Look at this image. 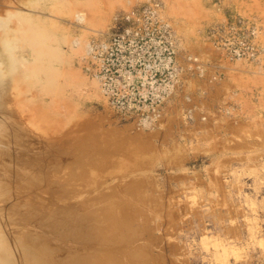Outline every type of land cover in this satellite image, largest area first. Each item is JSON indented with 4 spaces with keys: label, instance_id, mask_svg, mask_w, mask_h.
<instances>
[{
    "label": "rangeland",
    "instance_id": "1",
    "mask_svg": "<svg viewBox=\"0 0 264 264\" xmlns=\"http://www.w3.org/2000/svg\"><path fill=\"white\" fill-rule=\"evenodd\" d=\"M27 2L0 0V25L49 12L52 115L28 121L1 82L6 264H264V0ZM132 8L116 108L96 49Z\"/></svg>",
    "mask_w": 264,
    "mask_h": 264
},
{
    "label": "bare ground",
    "instance_id": "2",
    "mask_svg": "<svg viewBox=\"0 0 264 264\" xmlns=\"http://www.w3.org/2000/svg\"><path fill=\"white\" fill-rule=\"evenodd\" d=\"M29 1V0H28ZM35 1V0H32ZM27 2V0H26ZM143 2V1H142ZM149 2V1H148ZM28 3V2H27ZM150 3V2H149ZM25 4V3H24ZM170 4V3H169ZM35 5V4H34ZM149 5V4H147ZM146 5V6H147ZM151 5V4H150ZM165 5V4H164ZM28 6V5H26ZM153 6V5H152ZM150 6V7H152ZM157 6V4H156ZM139 7V6H138ZM142 7V6H141ZM148 7V6H147ZM164 7V6H163ZM26 8V7H25ZM29 8V7H28ZM130 8V7H129ZM143 8V7H142ZM145 8V7H144ZM153 8V7H152ZM160 8V6H159ZM162 8V6H161ZM165 8V7H164ZM133 9V8H132ZM158 9V8H157ZM154 9V10H157ZM30 14H24V15H19L17 14V22L13 23V26H7L8 23H4V25H0V44L2 47V50L4 49V51L1 52L0 50V85L2 86V81L7 77L10 78L11 81H9V85L11 84L10 90H9V102L10 104H15L17 107L21 106L24 104V102L27 101V103H29L30 110L29 112L26 114L27 115V119L28 121L34 123L36 120H38L40 117H42L44 115V111H42L41 109H45V112H48L47 116L52 115V97H51V85H52V77H53V71L55 69V60H54V56H53V50H52V44L50 42V37L48 34L49 28L51 25H47V22H42V19H48L49 17V12L45 15V17H43L42 19H40L41 17H38L35 15L34 10H30L27 9ZM152 10V9H151ZM160 10V9H158ZM162 10V9H161ZM50 11V10H49ZM148 11V10H147ZM153 12V11H152ZM156 12V11H155ZM160 12V11H159ZM130 13V12H128ZM154 13V12H153ZM144 14V13H143ZM157 14V13H156ZM155 14V15H156ZM161 14V13H160ZM137 15V14H136ZM141 15V13H140ZM50 16H51V12H50ZM127 16V15H126ZM139 16V15H138ZM167 16V15H166ZM144 17V16H143ZM148 17V16H147ZM156 17V16H155ZM165 17V16H164ZM250 17V16H249ZM51 18V17H50ZM54 18V17H53ZM76 19L81 20L82 18L78 15V17H76ZM97 19V18H96ZM106 19V18H105ZM135 19V18H134ZM145 19V18H144ZM167 19V18H166ZM247 19V18H246ZM249 19V18H248ZM247 19V20H248ZM146 20V19H145ZM153 20V19H152ZM168 20V19H167ZM250 21H252L251 19H249ZM46 21V20H45ZM137 21V20H136ZM135 21V22H136ZM144 21V20H143ZM50 22V20H49ZM161 22V21H160ZM222 22V21H221ZM51 23V22H50ZM147 23V22H146ZM223 23V22H222ZM246 23V22H245ZM49 24V23H48ZM115 24V23H114ZM143 24V23H142ZM169 24V23H168ZM226 24V23H224ZM223 24V25H224ZM256 26H260L258 21H255L254 23ZM47 25V26H46ZM141 25V23H140ZM227 25V24H226ZM49 26V27H48ZM112 26V25H111ZM110 26V27H111ZM160 25H158L159 27ZM166 26V25H165ZM48 29H47V28ZM81 27V26H80ZM114 27V25H113ZM146 27V26H145ZM148 27V25H147ZM162 27V26H161ZM164 27V26H163ZM223 27V26H222ZM46 28V29H45ZM139 28V27H138ZM173 28V27H172ZM237 28V27H236ZM114 29V28H113ZM48 30V31H47ZM174 30V29H173ZM252 30V29H251ZM112 31V30H111ZM169 31V30H168ZM220 31V30H219ZM218 31V33H219ZM222 31V30H221ZM242 31V29H241ZM240 31V32H241ZM261 28L260 30L257 32L256 36H255V42L257 43L258 47L262 50L264 48L263 45H261L258 42V38L260 37V35L262 34ZM50 32V31H49ZM102 32V31H101ZM253 33V32H252ZM102 34V33H101ZM108 34L109 31H108ZM221 35V34H220ZM108 36V35H107ZM108 38V37H107ZM253 38V37H252ZM214 39V38H213ZM212 39V40H213ZM213 42V41H212ZM218 42V41H217ZM74 43V42H73ZM16 44V46L14 45ZM14 45V46H13ZM103 45V44H102ZM248 46V45H247ZM0 47V48H1ZM221 47V46H220ZM263 47V48H262ZM223 48V46H222ZM220 49V48H219ZM19 53L18 55H16V51ZM89 50V47H88ZM223 50V49H222ZM14 52V53H13ZM235 52V51H234ZM214 53V51H213ZM176 54V52H175ZM220 54V52L218 53ZM227 54V53H226ZM179 55V54H178ZM215 57V54H213ZM221 55V54H220ZM231 55V54H230ZM248 55V54H247ZM196 56V55H195ZM258 56V55H257ZM256 56V57H257ZM185 57V56H184ZM217 57V56H216ZM230 57V56H229ZM228 57V58H229ZM261 57V56H260ZM91 58V57H90ZM186 58V57H185ZM195 58V57H194ZM220 58V57H219ZM246 58V57H245ZM252 58V55H251ZM183 59V58H182ZM189 59V58H188ZM213 59V58H212ZM215 59V58H214ZM233 59V58H232ZM235 59V58H234ZM248 59V58H247ZM262 59V58H261ZM86 60H88L86 58ZM95 60V59H94ZM217 63L218 62V59ZM187 61V60H186ZM190 61V60H188ZM195 61V59H194ZM193 61V62H194ZM215 61V60H214ZM213 61V62H214ZM226 61V60H225ZM245 61V59H244ZM255 61V60H254ZM257 61V60H256ZM259 61V59H258ZM262 61V60H261ZM174 62V61H173ZM216 62V61H215ZM221 62V61H220ZM231 62V61H229ZM242 62V61H241ZM190 63V62H188ZM187 63V64H188ZM196 63V62H195ZM228 63V60H227ZM233 63V62H232ZM230 63V64H232ZM248 63V62H247ZM254 63V62H253ZM257 64V63H256ZM261 64V63H260ZM259 64V65H260ZM89 65V64H88ZM190 65V64H188ZM187 65V66H188ZM193 66V64H191ZM190 65V66H191ZM205 65V64H204ZM229 65V64H228ZM258 65V64H257ZM184 66V64H183ZM191 66V67H192ZM91 67V66H90ZM210 67V66H209ZM230 68V65L228 66ZM198 68V67H197ZM235 68V66L233 67ZM232 68V69H233ZM92 69V68H91ZM175 69V68H174ZM183 69V68H182ZM214 68H212V70H214ZM225 70H229L227 68H225ZM240 70V69H239ZM196 71V70H195ZM218 71H222L221 69ZM207 73V72H206ZM219 73V72H218ZM225 73V72H223ZM180 74V73H179ZM201 74V73H200ZM213 74V71H212ZM231 74V73H230ZM175 75V74H174ZM210 75V72L208 74V76ZM214 75V74H213ZM224 75V74H223ZM235 75V74H234ZM233 75V76H234ZM70 76V75H69ZM95 76V75H94ZM180 76V75H179ZM200 76V75H198ZM207 76V74H206ZM205 76V77H206ZM232 76V77H233ZM71 77V76H70ZM211 77V76H209ZM208 77V78H209ZM216 78L218 76H215ZM227 77V74L226 76ZM230 77V75H229ZM8 78V79H9ZM95 78V77H94ZM187 78V77H186ZM212 78V77H211ZM231 78V77H230ZM184 79V78H183ZM189 79V78H188ZM219 79V78H218ZM223 79V78H222ZM181 80V79H179ZM186 80V79H185ZM198 80V79H197ZM213 80V79H212ZM172 81V80H171ZM184 81V80H183ZM202 81V80H200ZM221 81V80H219ZM176 82V81H175ZM174 82V83H175ZM203 82V81H202ZM206 82V81H205ZM211 82V81H210ZM173 83V84H174ZM184 83V82H183ZM207 83V82H206ZM232 83V82H231ZM179 84V83H178ZM187 84V82H186ZM190 84V83H189ZM188 84V85H189ZM194 84V83H192ZM199 85V83H197ZM213 84V82H212ZM167 85V82H166ZM176 85V83H175ZM159 86V85H158ZM184 86V85H183ZM200 86V85H199ZM172 87V86H171ZM170 87V88H171ZM180 87V86H179ZM182 87V86H181ZM40 88L42 91H44V96L45 98H47V100L44 102L46 103V105H40L39 102L41 99L39 98H44V97H40L41 95L40 93ZM175 88V87H174ZM192 88V87H191ZM163 89V88H162ZM172 89V88H171ZM234 89V88H233ZM102 91V90H101ZM164 91V90H163ZM184 91V90H183ZM188 91V90H187ZM7 92V91H6ZM139 92V91H138ZM182 92V91H181ZM158 93V92H157ZM156 93V94H157ZM171 93V92H170ZM102 94V93H101ZM7 95V96H8ZM23 95L25 96L23 101H20L19 99H21L20 97ZM170 95V94H169ZM177 95V93H176ZM182 95V94H181ZM194 96V95H193ZM165 97V96H164ZM164 97H162L164 99ZM170 97V96H169ZM179 97V95H178ZM8 98V97H7ZM160 98V97H159ZM167 98V96H166ZM171 99V98H170ZM43 100V99H42ZM109 100V99H108ZM23 103V104H21ZM162 103V102H161ZM209 103V102H208ZM255 104V103H254ZM39 105V106H38ZM158 106V105H157ZM19 108V107H18ZM24 108V107H23ZM20 107V109H23ZM40 108V111L37 109ZM168 108V107H167ZM224 108V107H223ZM4 109V110H3ZM26 109V108H25ZM28 109V108H27ZM26 109V111H27ZM55 109V108H54ZM164 109V108H163ZM167 110V109H166ZM169 110V109H168ZM260 110V109H259ZM162 111V110H161ZM251 111V110H250ZM249 111V112H250ZM163 112V111H162ZM165 112V111H164ZM238 112V111H237ZM5 107L1 106L0 108V140H2L1 138L4 135V120L6 119L5 116ZM54 113V112H53ZM251 114V113H250ZM25 115V114H24ZM160 115V114H158ZM241 115V113H240ZM156 116V115H155ZM160 117V116H159ZM161 118V117H160ZM41 119V118H40ZM53 119V118H51ZM151 119V118H150ZM159 119V118H158ZM239 119V118H238ZM153 120V119H152ZM151 120V121H152ZM157 120V119H156ZM161 120V119H159ZM49 121V120H48ZM3 122V123H1ZM149 122V121H148ZM161 122V121H160ZM159 122V123H160ZM238 122V120H237ZM29 123V124H32ZM37 122H35L34 124L36 125ZM134 123V121H133ZM142 123V122H141ZM144 123V122H143ZM151 123V122H150ZM153 123V122H152ZM138 124V123H137ZM149 124V123H147ZM41 125V122H40ZM145 125V124H143ZM142 125V126H143ZM153 125V124H152ZM42 126V125H41ZM140 126V124H139ZM148 125H145V127ZM156 126V125H155ZM163 126V125H162ZM247 126V125H246ZM38 127V126H37ZM134 127V126H133ZM141 127V126H140ZM136 129V128H135ZM138 129V128H137ZM139 131V130H138ZM141 131V130H140ZM185 131V130H184ZM241 131V130H240ZM243 131V130H242ZM142 133V132H140ZM244 133V132H243ZM140 135V134H139ZM146 135V134H145ZM144 136V135H143ZM182 137V136H181ZM229 138V137H228ZM174 141V140H173ZM185 142V141H184ZM196 147V146H195ZM209 147V146H208ZM243 147V146H242ZM195 149V148H194ZM216 150V149H214ZM1 227V226H0ZM7 242L4 238V236L0 233V264H6L9 261V251L7 250ZM8 251V253H7Z\"/></svg>",
    "mask_w": 264,
    "mask_h": 264
},
{
    "label": "built area",
    "instance_id": "3",
    "mask_svg": "<svg viewBox=\"0 0 264 264\" xmlns=\"http://www.w3.org/2000/svg\"><path fill=\"white\" fill-rule=\"evenodd\" d=\"M140 8V7H139ZM138 8H134L131 10V12L128 14V16L125 18V22L127 23V27L124 29L123 32H117L116 29L108 35L109 39L108 41L103 45V48H97L98 52V74L102 81V89L105 93L108 94L109 99L111 100L112 104L117 108V47L120 48L119 50V56L124 53V44L125 40L128 39L130 43L134 42V39L138 36H141L143 32L136 31L134 27V23L132 20L138 15L137 13L142 12V10H137ZM156 20L158 18L156 17ZM117 25V24H116ZM221 29V28H220ZM145 30H150V28H146ZM255 35L257 34V28L254 30ZM166 40L168 43L172 42L170 35L168 36L163 35V40ZM164 42L166 43V41ZM252 42H255L253 39ZM256 43V42H255ZM257 45V43H256ZM95 48V45H94ZM92 49V47H91ZM257 49H260L257 45ZM232 51V50H229ZM174 52V50H173ZM231 55H234L233 52H231ZM230 56V55H229ZM232 57V56H230ZM165 62L167 66H170L172 62V55H169L165 58ZM130 73V72H128ZM119 77H124L126 75L131 76L130 74H127V71L121 70L119 73ZM109 79H112V82L108 81ZM138 107V106H137Z\"/></svg>",
    "mask_w": 264,
    "mask_h": 264
}]
</instances>
